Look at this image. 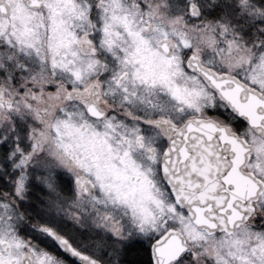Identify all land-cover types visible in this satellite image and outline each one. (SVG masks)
<instances>
[{
    "label": "snow or ice",
    "instance_id": "snow-or-ice-1",
    "mask_svg": "<svg viewBox=\"0 0 264 264\" xmlns=\"http://www.w3.org/2000/svg\"><path fill=\"white\" fill-rule=\"evenodd\" d=\"M0 264H264V0H0Z\"/></svg>",
    "mask_w": 264,
    "mask_h": 264
}]
</instances>
